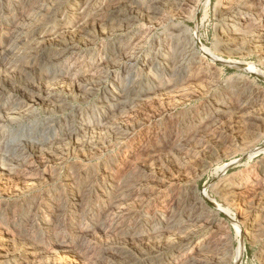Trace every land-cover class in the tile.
Masks as SVG:
<instances>
[{
    "label": "rangeland",
    "instance_id": "374dc122",
    "mask_svg": "<svg viewBox=\"0 0 264 264\" xmlns=\"http://www.w3.org/2000/svg\"><path fill=\"white\" fill-rule=\"evenodd\" d=\"M8 1L11 3L15 0ZM105 1L107 3L104 2V0H100L102 4L100 8L102 9L99 8L97 11L98 15L97 13L95 17L92 16V14L90 16L88 15L89 18L87 17L88 22L85 26V31H83L84 34L82 33L83 35H81L83 37H70L71 39L68 36L63 37L62 42L67 43L65 44L67 46L52 44L55 49L60 50L61 60L63 59L62 61L64 64H61L62 66L60 68L59 66L54 68L55 71H57L58 68V71L63 73L61 74L62 77H54L52 73L44 69H40V71L34 69V60L38 58L35 51L39 46L38 42H36L38 40L33 39V37H31L30 41L13 40L10 44L7 61L3 65H0V91L9 99L4 106H0V124L3 123V125H5L2 128H5L9 136V142L7 143V145H9L5 146L7 148L3 149L4 151L0 150V163L10 169L9 174L0 170V264H5L7 261H10L9 264H65L68 262V259L57 254V252L53 258L50 256V250L49 252L45 250L42 251V247H44V249H46V247L47 249H51L55 240L61 238L77 243V245H80V249L82 248V252L89 246H95L97 248L106 246L107 248L113 249L125 247L130 249V251H135L133 245L137 246L136 244L138 241H134L132 244L130 241L128 242L127 239L130 231L127 227L125 228V226H123L124 223H120L122 220L119 218L118 215L120 214L118 212H120L122 208L124 209L127 207V209L131 211L139 210L141 213L144 211L149 215H152V213L156 211H161L162 213L164 212L163 214L165 217H169L173 214L171 213L173 209L172 203L175 198V192L173 190L176 189V192L182 188L185 190L186 180L194 175V177H197L196 194L199 195L203 193V191H207L209 198L213 200V203L215 202L214 204L208 203L210 209H214V205L219 204L226 210L228 215L237 217L236 219L241 230L245 228L250 221L248 210L251 208L253 202L251 197L244 200L219 198V196L215 195V193L210 190V187L214 185L215 182L217 183L216 175L219 168L223 167V164H230L233 160H237V162L233 163L231 166L229 165L225 171L226 175H240L244 174L245 171L249 169H257L261 160L264 159V148L257 156L252 155L250 157L248 155L245 157L241 154L243 151L239 149L240 145L235 147L237 144L235 141L237 138L238 141H240L241 138L247 137L248 139L250 135L252 136L255 134L253 135L255 136L254 143L259 147H264V112L262 117L256 120L255 123L258 125H256L255 129L253 125V129L250 130L252 124L249 125L248 123H250V121L247 119H245L246 121L243 120L244 125L242 122L240 128L236 127L235 122L237 118L233 115H229L220 120L218 124L209 127V130L204 129L200 132L198 131L199 133H196L193 139L186 140L179 146H176L174 139H172L174 131L166 128V130H168L166 133V130L164 131L163 127L160 126V124L163 126V124L166 125V123L167 125L174 124V118L183 114L184 111L199 110L202 105L204 106L209 104V102L211 103L210 99L212 95H217L218 97V93L222 90L218 83V78L222 80L227 78L233 79V77L235 78V76L237 77L239 75L248 85L255 87L254 92L258 97V102L261 99V101L264 102L263 77L256 74L254 71L245 70L240 67V65L210 61L211 59L204 58L200 51V45L206 48H213V46L218 43L219 39L223 38V27L221 26L219 12L217 11V13L214 10V5L217 0H184L180 5H176L177 7H170V4L167 6V9L166 7L161 6V8L159 6L161 11L159 10L160 12L155 17V22H149L145 12H141L140 14L136 10H132L131 7L135 8V4L131 2V0ZM225 1V4L230 2V0ZM233 1L234 2L231 0V4L236 3L239 4L240 7H244L242 10L246 15H243L247 18H257L261 11L264 14V0ZM79 3L81 4V0H43L41 5L35 8V12L36 14L40 13L42 8H48L49 11L55 12V17L51 22L53 26H58L63 19L65 21L79 17L76 10H72ZM108 3H110L109 6ZM225 4L222 6L224 12L231 7L230 3V5L226 4V6ZM113 6H115V8ZM111 8L112 10H118L113 13ZM2 9L3 7H0V11H2ZM18 10L19 9L14 8L12 12L14 13V17L20 20L19 17L21 12L24 13L26 9L23 7L20 11ZM109 10H111V14ZM112 14L115 15L111 16ZM91 17L92 20H94L93 17L97 18V24L90 19ZM170 18H172L171 20L174 23H180V25L182 23L187 30L189 29L188 32H191V34L196 32L199 43L194 46L193 51L197 59L200 57L199 60H201L202 65L208 64V68L196 69L195 65L194 67L193 65L190 66L189 68L191 69L187 75L188 79L185 78L182 83L178 81V83L174 82L177 84L173 83L174 79L168 76L169 74L164 68L165 70L160 74V83L163 84L167 81L169 82V86L157 93V95L143 100H136L131 105L116 112L115 115L112 116V120L110 119L111 123H107V125L94 127V130L91 129L87 131L88 133L82 132V135H80L81 132H79V136L78 134L76 136L80 141H77L75 138L69 139L62 135L65 127L69 124L77 125V123L81 121H92L95 116L97 117L101 112V96L104 89L111 86L114 82H120L125 75L132 70L141 72L144 68L143 61L145 55L148 54V56L151 57H148L149 61H151L152 58L157 59L162 56L166 49H164L165 46L159 41L163 38L161 34L163 29L169 25ZM23 21L26 22L25 19ZM27 24L35 25V23L33 24V20H31V23L28 22ZM237 26L239 25L237 24ZM239 27H241V25ZM131 30L134 33L137 32L136 30L140 32L139 34H135L131 41V43L133 42L131 44L132 48L134 46L133 50L131 49L132 51L130 50V52L120 59H117V62L109 63L105 56L110 43L126 35ZM254 31L255 30L252 31L253 34L257 33ZM219 33L220 35H218ZM9 34L10 32L6 28L5 23L0 22V41L4 43ZM35 37L36 35L34 34V38ZM79 38L80 40L78 41ZM248 42L249 41L246 40L245 42L242 41L244 44L240 46L238 51L231 50L227 51V53L226 51L223 52V50H217V52L213 51L224 60L229 59L248 63L251 64L254 69L264 73V45L261 46V48H257L254 43V45L250 43V46ZM40 44L43 45V43H39V45ZM94 65H96V67ZM62 67L65 70H62ZM89 67H91V69ZM72 71L74 72L72 73ZM205 73L209 75L206 76ZM77 88L83 89V91L87 93L86 96L85 93L83 94L84 96H80L77 92ZM47 95L58 97L59 102L61 101L60 106L59 104L55 105L56 101H50L48 103L46 99H43ZM168 110L170 112H168ZM167 113H170L171 116H167ZM258 121L259 123H257ZM109 125H111V127ZM112 126H114V128ZM113 129L124 130L123 133L125 134H123V136L125 135L124 138H127H114V140L110 134ZM256 132L259 134L257 140ZM55 137H57V139ZM58 137L60 138L59 140ZM50 139H55L56 141L52 144ZM74 139L77 142H75ZM222 142L226 145H222L224 147L222 150L224 149L223 151H225V149H228L226 150L228 153L222 154V157L220 155L221 158L219 157L215 161L213 160V163L211 162L212 159L207 158L209 151L221 149L220 147L222 146H220V144ZM170 156H173L176 162L178 161V165L180 164L178 167L170 164L168 161ZM202 160H206L207 162H203ZM106 161L107 163L103 164ZM205 163L206 166H203ZM105 166H112V169L106 170ZM202 167L204 169L207 168L201 170ZM216 167L217 172L215 171ZM85 169L86 171L93 170L99 180L92 177L93 179L90 180V182H85V186L82 179L86 172ZM107 171H109L111 176L114 175L115 178L116 175L119 174L116 179L118 184L116 185L117 188H121L120 190H122V193L125 191V194L129 193L130 196L124 194V197L127 196L126 199L131 197V200L129 199L127 201L121 200L124 197H120V201L117 203V209L108 208L110 203H108V201L114 200L113 193L115 191L113 188L115 185H111L107 180H103L100 177ZM132 173L133 176L131 175ZM70 174L74 176H70ZM184 177H187L186 180ZM257 178L261 179V176L258 175ZM121 180L122 182H120ZM94 182H96L97 185ZM98 183H102L101 188ZM108 183L109 185L107 186ZM81 187L85 188V191L89 193L87 200L89 202H93L94 200L95 206L93 204L91 211H88V209L86 211V206L78 204L77 199H75L80 192V195L83 193L84 190ZM177 187L180 188L178 189ZM93 192L95 193L94 195ZM138 193L140 195H138ZM86 203L87 202L84 204ZM19 207L30 208V210L32 207L33 208L29 215L25 217L24 215L21 216L18 212ZM101 207L102 209H100ZM84 208L85 210H83ZM105 208L107 210H105ZM53 209L55 211H53ZM41 210H44L43 214L46 218L44 223L38 220V214L41 213ZM226 212H222L218 216L221 222L219 228L222 232L230 234L232 238L231 254L233 257L234 250L238 246V237L236 227L227 217ZM102 219L106 221L104 230L87 232L88 228H91L97 220L101 221ZM263 225L259 230L254 231L253 229L251 233L244 237V250L238 258L239 264H264ZM49 226L52 227L54 231L49 230ZM86 227L88 228L86 229ZM220 229L216 227L212 228L211 232H213V236L214 233H217L219 236L220 233H218L217 230ZM223 229H226V231ZM24 230H28L32 242L29 240L26 241V239H24L25 237H22V235L24 236ZM126 232L128 233L126 234ZM6 234L7 238L3 236ZM154 240V238L150 239L148 244L152 245ZM217 241L219 242L218 238ZM31 243H36L38 247H40L37 249L36 245L35 247L30 246ZM88 258V264H102V262H99L93 257L92 252H90ZM106 258H109V253L106 254ZM76 261L77 260L74 258L73 261H70V264H82ZM229 264H234L233 258Z\"/></svg>",
    "mask_w": 264,
    "mask_h": 264
},
{
    "label": "bare ground",
    "instance_id": "6f19581e",
    "mask_svg": "<svg viewBox=\"0 0 264 264\" xmlns=\"http://www.w3.org/2000/svg\"><path fill=\"white\" fill-rule=\"evenodd\" d=\"M113 1L114 0H111V2H113ZM182 1H184V0H131V2H133L135 4V8L131 7V9L136 10L140 14H141V12H143V13L145 12V14H147L148 21L153 22L156 19L155 17L157 16V14L161 11V9H159V6L160 7L161 6L166 7V9H167L168 8L167 6H169L171 4L170 7L171 6L177 7L178 5L181 4ZM41 2H43V0H15L11 3L8 0H0V7H3L2 11H0V22L5 23L6 28L10 32L9 36H7V39L4 43L0 41V65L1 64L3 65L7 61V55L9 54L8 51H10V44L13 40H17V41L28 40V41H30L31 37H33V39L38 40L36 42H38V46H39L37 48V50L35 51L36 56L38 58H36V60H34V62H35V63H33L34 69L39 70V71H40V69H44L45 71L52 73V75L54 77L55 76L56 77L57 76L62 77L61 74H63V73L58 71V68H57V71H55L54 68L57 66H59V68H60L62 66L61 64H64L62 61L63 59L61 60L60 53H59L60 50L55 49V47H53L52 44H55V45L57 44V46L58 45L67 46V45H65L67 43L62 42L63 37H66V36H68L69 38L70 37L71 38L72 37H77V38L83 37L81 35L84 34L83 31H85L84 29H85V26L88 22V20H87L88 15L90 16L92 14V16L95 17L97 11L99 10V8L101 7L102 4L100 3V0H81V4L79 3L73 9L71 8L73 11L76 10V13H78L79 17H77L76 19H73V20L68 19V20L64 21V19H63V21H61V23H59L58 26H53L51 21L55 17L54 16L55 12L53 13L52 11H49L48 8H45V9L42 8V11L40 13L36 14L35 8L40 6ZM104 2H106V1L104 0ZM225 2H226L225 0H217L215 5H214V7H215L214 10L216 12L217 11L219 12V18H220L221 24H222L221 26L223 27V30H222V37L223 38L219 39L218 43H216L217 42L216 41L215 42L216 44L213 46V48H206V47L199 44L200 45V51H201L203 57L204 58H210L211 59L210 61H220L223 63L240 65V67L244 68L245 70L254 71L256 74H258L264 78V73L262 71L254 69V67L251 64L243 63V62H237L234 60L232 61L229 59L224 60L215 54L214 51L217 52V50L218 51L223 50V52L226 51V53H227V51H231V50L238 51L240 46H242L244 44V43H242V41L245 42V40L249 41L248 42L249 45H250V43H252V44L254 43L257 48H259V47L261 48V46L264 45V14H263V12L262 11L259 12V15L257 18L251 17V19H250L249 17L247 18L246 16L243 15V14H245L242 10V8H244V7H240L239 4H236V3L231 4V0H230V2L226 3V4L230 3L231 7L229 9L227 8L228 10L224 12L223 11L224 9H222V6L225 4ZM232 2H234V1L232 0ZM110 3H108V6ZM226 4H225V6H226ZM206 5H207V3H206ZM23 7H25L26 10H24L25 11L24 13L21 12L20 17H19L20 20H18L16 17H14V13L12 12V10L14 8H17V9H19L18 11H20V9H22ZM113 7L115 8V6H113ZM100 9H102V8H100ZM111 10H112V8H111ZM111 10H109L110 14H111ZM116 10H118V9H116ZM116 10L113 9L112 12L115 13ZM130 12H131V10H130ZM136 13H135V15H136ZM139 13H137V14H139ZM160 14H162V13H160ZM97 15H98V13H97ZM113 15H115V14H112L111 16H113ZM94 17H93L94 20H92V17L90 19L92 21H95L97 24V18H94ZM24 19L26 22L23 21ZM127 19H129V18H127ZM134 19H135V16H134ZM171 19L172 18L169 19V23H168L169 25L165 29H163V32L161 34V35H163L162 36L163 38L159 41L163 46H165L164 49H166V51H164L162 56L158 57L157 59L152 58V60L150 59L151 61H149L148 57H150V56H148V54L145 55L144 61H143V67L144 68L142 69L141 72L138 70H134V71L132 70L127 75H125V77L120 82L119 81L116 83L114 82L111 86L104 89V92L101 96V112L98 114L97 117L95 116V118L92 121H87V120L81 121V122L77 123V125H73V124L68 125L67 124L68 125L67 127L64 126L65 129H64L62 135H64L65 137H68L69 139L75 138L77 141H80L79 139H77V136H76L77 134L79 136V132H81L80 135H82V132L85 133L91 129L94 130L93 129L94 127H97L100 125H103V126L107 125V123L108 124L111 123L110 119L112 118V116L115 115L116 112L121 111L123 108L131 105L136 100H143L145 98H150L153 95H157V93L163 91L164 89H166L167 86H169L168 85L169 82L166 81L163 84H161L160 79H159L161 72L165 69L167 70V73L169 74L168 76L170 78L172 77L174 79L173 83L177 82V81L182 83V81L185 78H187V75L191 69V68H189L190 66L193 65V67H194V65H195L196 69L197 68H204V69L208 68V64L202 65L201 60H199L200 57H199V59H197L196 55L194 54L193 48H194V46H196L199 43L198 42V36H197L196 32L191 34V32H188L189 29L187 30V28L185 26H183L182 23H181V25H180V23L179 24L174 23V22H172ZM31 20H33V24L35 23V25L27 24L28 22L31 23ZM100 24H99V26H100ZM237 24L239 26L241 25V27L237 26ZM252 29L255 30L254 32H257V33L253 34ZM136 31L137 32L134 33L131 30L126 35H123L119 39L110 43V45L107 49L106 56H105L109 63L117 62L116 61L117 59H120L122 56H124L125 54L130 52L131 49L133 50L134 46L132 48L131 44L133 42L131 43V41H132L135 34L140 33L138 30H136ZM34 34L36 35L35 38H34ZM218 35H220V33ZM79 40H80V38L78 39V41ZM134 40H136V39H134ZM39 43H43V45L40 44L41 45L40 46ZM157 45H159V44H157ZM67 49H68V47H67ZM152 55H154V54H152ZM61 61H62V63H61ZM36 65H38L39 67ZM94 66L96 67V65H94ZM89 68L91 69V67H89ZM62 70H65V69L63 68ZM124 70H125V68H124ZM202 71H199V72H202ZM73 72L74 71H72V73ZM196 72H197V70H196ZM206 72H207V70H206ZM208 75L206 74V76H208ZM83 76H84V73H83ZM217 76H218V74H217ZM217 76H216V78H217ZM71 77H72V75H71ZM177 83H174V84H177ZM218 83L220 84L222 90L220 89L221 91L219 93L217 92L218 97H217V95H212V97L210 99L211 103L209 102V104H207V105H204V106L202 105V107H200L199 110H197V109L196 110H188L186 112L184 111V113L181 115H178V116L175 115L176 117L175 118L173 117L175 119L174 124L167 125V123H166V125L163 124V126L160 124V126L163 127L164 131L166 130V128L170 129L171 131H174V136H173V138L172 137L171 138L174 139V143L176 146L182 145V142H184L186 140L188 141V140L193 139L196 136V133H199L201 130H204V129L209 130L210 129L209 127L218 124V122L220 120H222L224 117L226 118V116H229V115H233L235 118H237L235 123H236V127H238V128H240L243 120L246 121L245 119L250 121V123H248L249 125L252 124V126H251L252 128H250L247 124V126L250 128V130L253 129L254 126H255L254 129L256 128V125H258V124H256L255 122H256V120H258L262 117L263 112H264V102L261 101L262 99L261 100L259 99L261 102L260 101L258 102V97H257L256 93L254 92L255 87H253L252 85H248L246 83V81H244L241 77H239V75L237 77L235 76V78L233 77V79L227 78V79L222 80V79L218 78ZM77 92L79 93L80 96L81 95L84 96L83 94L85 92L83 91V89L77 88ZM88 93H90V92H88ZM86 94L87 93H85V96H86ZM43 99H46V101H48V103L50 101L51 102L56 101V104L53 103L55 105L59 104V106H60V104H61L60 103L61 101L59 102V98L56 96L47 95ZM7 100H9V99H7V97L3 94V92L0 91V106H4L7 102ZM11 102H13V101H11ZM9 105H13V104H9ZM168 112H170V111L168 110ZM167 116H171L170 113H167ZM257 123H259V121ZM243 125H244V122H243ZM3 126H5V125H3V123H1L0 124V127H1V129H0V150L1 151H4L3 149L7 148L5 146L9 142V136L7 134L8 132H6L5 128H2ZM109 126L111 127V125H109ZM112 127L114 128V126H112ZM109 128H108V130H109ZM242 130H243V128H242ZM9 131H10V129H9ZM167 131L168 130H166V133H167ZM123 132H124V130L121 131L120 129L119 130L113 129V131L110 134L112 135L111 137H113V139L114 138L120 139L122 137L124 138V136H125V135L123 136V134H125ZM239 133H241V132H239ZM253 133H255V132H253ZM159 134H160V132H159ZM241 134H243V133H241ZM172 135H170V136H172ZM253 135H255V134H253ZM253 135L252 136L250 135L251 137L249 136L248 139L246 137V138H241L242 141L241 140L238 141L237 140L238 138H237L235 141V143H237L235 145V147L240 145L239 146L240 148L239 147L238 148L241 151H243V153H241V154H243L245 157L248 155L250 157L252 155L257 156L259 153L262 152V150L264 148V147H259L258 145H256L254 143L255 136H253ZM258 135L259 134L257 133L256 140H257V137L259 138ZM10 136H11V134H10ZM108 136H109V134H108ZM261 136H262V133H261ZM163 137H164V135H163ZM221 137H223V136H221ZM55 138L57 139V137H55ZM62 138H63V136H62ZM95 138H96V136H95ZM125 138H127V137H125ZM59 139L60 138L58 137V140ZM110 139H112V138H110ZM76 140H75V142H77ZM50 141L53 144V142L56 140L50 139ZM122 143H124V142H122ZM72 144H74V143H72ZM229 144H231V143H229ZM222 145L224 146L225 144L222 142L220 144V146H222ZM78 146H81V145H78ZM223 146L220 147L221 149H217V150L211 149L212 151H209V155L207 158L212 159L211 162L214 163V161L217 158H219L220 155L222 157L223 156L222 154H227L228 152L226 150H228V149H225V151H223L224 150V149L222 150V148H224ZM90 147H92V146H90ZM228 148H230V147H228ZM33 149H34V147H33ZM229 153H230V151H229ZM250 157H248V158H250ZM168 161L170 162V164L176 165V167H178L180 165V164L178 165V163H177L178 161L176 162V160L173 156H170L168 158ZM204 161H206V160H204ZM236 162H237V160H233L232 162H230V164H223L224 166L219 168L218 173L216 175L217 183L215 182L214 185L210 184L211 185L210 190H212V192L215 193V195L219 196V198H224V199H228V200L229 199L230 200H235V199L236 200L237 199L244 200V199H247L248 197H251L253 199L251 208L248 210L250 221H249L248 225H246V227L243 228L242 230L240 229V225H238V221L236 219L237 217L228 215L226 210H224L219 204H215L214 209L209 208L208 203H213L212 202L213 200H211V198H209L207 191H203V193H201L199 195L196 194L197 193L196 192V190H197V184H196L197 177H194L195 176L194 175L193 177H189L187 180H186L187 177H184L186 182H187L186 188L184 187L185 190L182 187L181 188L183 190L181 189L177 192L175 191L176 189L175 190L172 189L175 192V194L173 193L175 198H174V201L172 203L173 209H172L171 213H173V214H171L169 217H165V215L163 214L164 212L162 213L161 211L160 212L156 211V212L152 213V215H149L147 212H144V211H142V213L139 212V210H134V211L132 210L131 211L130 209H127V207L124 209L122 208L120 210V212H118L120 214L118 216L122 220L120 223H124V225L123 224L122 225L125 226V228L127 227L130 231V233L128 235V239H127L128 242L130 241L132 244V242L138 241V243L136 244L137 246L133 245V248L135 251H130V249L125 248V247L124 248L119 247V248L113 249V248H107L106 246L100 247V248H97L95 246H89V247H87L86 250L84 249L85 251L83 250V252H82V250H81L82 248L80 249V245H77V243H73L69 240L62 239V238L56 239L54 242V245L51 247V249L50 248L47 249V247H46L47 245L45 246L46 249H44V247H42V251L45 250V251L49 252V250H50V256L53 258L57 252V254L61 255L65 259H68L69 263L68 262L65 263V261H64L65 264H70V261H73L74 258L82 264H86V263L88 264L87 261L89 259L88 257L90 256V252H92L93 257L96 258L99 262H102V264H229V262L232 260V258L234 260V264H239L238 258L240 256V254L242 253V251L244 250V237L247 236L249 233H251L253 229H254V231L259 230V228L264 224L263 223L264 222V159L261 160L257 169L255 168L256 170L249 169L248 171H245L244 174H240V175H236V174L232 175V176L226 175L225 171L227 170L229 165L231 166L233 163H236ZM106 163H107V161L103 164H106ZM16 164H18V163H16ZM256 165H258V164H256ZM203 166H206V163ZM207 167H208V165H207ZM80 168H82V167H80ZM85 168H87V167H85ZM105 169L106 170L112 169V166H108V167L105 166ZM203 169L204 168L202 167L201 170H203ZM0 170L4 173H7V174L10 173L9 167L4 166V164H2V163H0ZM216 170H217V167H216L215 171ZM85 171H86V169H85ZM120 171H121V169H120ZM69 172H70V170H69ZM102 172H104V171H102ZM108 174H109V171L105 172V174L100 176L103 180H107L111 185H113V186L115 185V187L113 188L115 191L113 193V195H114L113 199L114 200L108 201V203L109 202L110 203H109V206L108 205L107 206H108V208L110 207L111 209H114V208L117 209V203L120 201L119 198L124 197V194L126 191L122 193V190H120L121 188H117V186H116V185H118L116 182V179L118 178L119 174H117V175L115 174L116 178L114 177V175L111 176L110 174L109 175ZM71 175L72 174H70V176ZM131 175L133 176V173ZM184 175H186V174H184ZM258 175L261 176V179L257 178ZM72 176H74V175H72ZM186 176H188V175H186ZM92 177L95 179H98L97 175L93 172V170L86 171L82 177L83 182L84 183L86 181L90 182V180L93 179ZM104 178H106V179H104ZM127 178H129V177H127ZM71 180H72V178H71ZM130 180H131V178H130ZM120 182H122V180ZM77 183H79V182H77ZM84 183H83V185H84ZM86 183H85V186H86ZM94 183L97 185L96 182H94ZM109 183L107 184V186L109 185ZM98 184L100 185V188H101L102 183H98ZM124 184H125V181H124ZM69 187H71V186H69ZM82 189L84 190L83 193L80 195V193H81L80 192L79 195L76 196L77 198L75 197V199H77L78 204H81L82 206H86V211H87V209H88V211H91V208L93 207V204H94V200H93V202L92 201L89 202L87 200L89 193H87V191H85V188H82ZM106 189H108V188H106ZM173 191H171V192H173ZM94 192H93V195L95 194ZM139 193H138V195L141 194V193L140 194ZM127 194L129 195V193H126L125 195H127ZM131 195H132V193H131ZM127 196L121 200L127 201L131 198V197H129L128 199H126ZM97 197H99V196H97ZM171 197H173V196H171ZM105 200H106V198H105ZM85 202H87V203L84 204ZM94 206H95V204H94ZM32 208H31V210H32ZM59 209H60V207H59ZM100 209H102V207ZM11 210H10V212H11ZM31 210H30V208L27 209V208L19 207L18 212L21 214V216L24 215L25 217H27L29 215V213L31 212ZM48 210H50V209H48ZM83 210H85V208ZM105 210H107V209L105 208ZM145 210H147V209H145ZM43 211L41 210V213L38 214V220H40L41 222L44 223L46 221V218H45V215L43 214ZM53 211H55V210L53 209ZM222 212H226L227 217L230 219V221H232L234 223V225L236 227V231H237L238 246L234 250L233 257L231 254L232 253V250H231L232 249V238H231L230 234H227L226 232H222L221 229L219 228L221 225V222H220L218 216ZM47 213H48V211H47ZM10 214H12V213H10ZM49 216H50V214H49ZM105 217H107V216H105ZM88 218H89V216H88ZM34 219H35V217H34ZM54 220H56V219H54ZM54 222H56V221H54ZM76 222H77V220H76ZM88 222H89V220H88ZM105 223H106V221L105 220L103 221V219L101 221L97 220L96 223L93 226H91V228L86 227V229L88 228L87 232L89 233V232H96V231L104 230V227L106 226ZM45 224H47V223H45ZM107 224H108V222H107ZM120 226H121V224H120ZM214 227H216L217 229H220V230H217V232L220 233L219 236L217 235V233H214V236H213V234H212L213 232H211V230ZM48 228H49V230H53V228L50 226ZM223 228H224V226H223ZM263 228H264V225H263ZM263 228H261V229H263ZM15 229H17V228H15ZM29 230H30V228H29ZM223 230L226 231V229H223ZM20 231H22V230H20ZM17 232H19V231H17ZM127 233L128 232H126V234ZM260 233H261V230H260ZM23 234H24V236L22 235V237H25L24 239H26V241L29 240L30 242H32V239L30 237L31 235H29L28 230H24ZM3 236H6V238H7V234L3 235ZM59 236H60V234H59ZM152 238H154L155 240H154V243L152 245H150V244H148V241ZM217 238L219 239V242L217 241ZM23 243L26 244L25 242H23ZM35 245H36L37 249L40 247V246L38 247V244H36V243H31L30 246L35 247ZM107 253H109L108 259L106 258ZM107 257H108V255H107ZM9 262L10 261H7V262H5V264H9Z\"/></svg>",
    "mask_w": 264,
    "mask_h": 264
}]
</instances>
